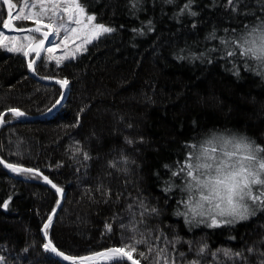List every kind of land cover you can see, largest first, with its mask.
Returning <instances> with one entry per match:
<instances>
[{"label":"trees","instance_id":"obj_1","mask_svg":"<svg viewBox=\"0 0 264 264\" xmlns=\"http://www.w3.org/2000/svg\"><path fill=\"white\" fill-rule=\"evenodd\" d=\"M12 2L15 15L24 0ZM78 2L96 17L95 23L115 31L60 65L42 56L35 74L69 81L63 104L29 121L5 114L0 129V159L37 169L63 189L48 239L71 256L122 247L133 233L121 225L134 218L136 238L140 233L154 238L163 231L168 240L180 241L174 250L167 245L176 264H262L264 209L258 205L264 196L255 204L248 200L256 214L234 225L189 227L176 215L186 211L183 185L198 144L242 133L264 149V77L255 71L259 64L238 51L227 55L264 21L261 0H191L183 12L189 0ZM6 17L0 2V31ZM14 25L27 28L34 23ZM213 33L215 38H210ZM8 35L21 38L18 43H27L23 37L28 35L40 38L34 33ZM62 39L63 34L53 37ZM29 57L0 48V112L17 108L41 115L58 100L59 86L29 75ZM256 155L253 165L264 153ZM252 189L253 195L264 193L262 185ZM58 199L40 176L8 172L0 165L4 264H68L43 248L41 228ZM141 203L149 213L152 208L157 212L142 216ZM106 224L111 232L105 231ZM154 243L166 246L163 240ZM204 246L205 253L198 255Z\"/></svg>","mask_w":264,"mask_h":264},{"label":"snow or ice","instance_id":"obj_2","mask_svg":"<svg viewBox=\"0 0 264 264\" xmlns=\"http://www.w3.org/2000/svg\"><path fill=\"white\" fill-rule=\"evenodd\" d=\"M171 2V0H167ZM232 3V0H229ZM3 4L7 5L9 10V18L4 20L3 27L9 30L27 31L28 33H39L43 39L37 40L35 36L28 35L23 37V40L27 43H18L21 39L19 37H10L3 31H0V48L6 49L8 52L19 53L24 57H29L31 53L35 54L36 59L28 60V68L30 70L35 69L37 60L43 58L47 61L54 60L57 65L62 64L64 61L76 58L78 53L86 51V45L92 43L94 40L99 39L101 36L112 33L115 29L106 27L103 24L95 23L96 17L94 15H87L85 8L80 5L78 0H24V4L19 8L17 14H13L12 9L16 7L12 0H3ZM191 0L185 5V8L181 11L190 8ZM261 7L264 8V0H261ZM190 15L195 16V12H191ZM33 21L35 27L28 29H14V21ZM45 20L49 21L45 23ZM75 24L76 27H72ZM63 34L62 40H53L52 37H59ZM210 38H215V33ZM48 42L50 46L46 47L45 42ZM81 41V43H75L72 51H68L70 42ZM224 43H228L225 41ZM231 43L235 44L233 40ZM11 45V46H9ZM63 48L64 54L57 56L55 53L57 49ZM237 51L240 56L249 57L258 62L259 67L255 69L256 74L264 77V21H261L255 28H252L247 32V38L243 39L239 44L236 51H230L227 53L228 56L237 55ZM181 59L183 57H180ZM252 71L253 69L249 68ZM57 84L62 89L66 88L69 84L67 79L57 80ZM65 93L61 92V100ZM61 100H57L56 104L53 105L55 108L61 103ZM13 116V118L23 117L24 112L17 108H10L7 110ZM83 111V109H81ZM4 113L0 112V126L5 123L3 117ZM76 124H79L77 119ZM76 126V125H73ZM131 142V141H129ZM255 143V142H253ZM237 147L244 149L243 159H240L238 163L240 168L238 172L231 174V192L232 195L228 198V207H221L220 203H216L215 206L209 201L207 209L205 210L204 203H198L196 207H193L192 201H184L186 211L183 213L177 212V216H183L185 223L189 227L198 225H205L210 228L219 227L221 225H234L238 221H245L249 216L255 215L257 208L250 207L247 203L251 200L253 204L256 201L261 200L264 193L259 196L253 195V185L264 186V179L261 178V173H264V160L259 161V168L253 171V162L257 160V153H264V149L260 147L252 148L251 144L246 140L237 142ZM76 151H79L77 148ZM84 159H89L87 153L84 154ZM126 160V158H124ZM247 162V164L245 163ZM0 165L4 168L9 169L11 172L20 173L25 175H31L33 177H39L41 174L37 169L26 168L19 164L7 163L3 159H0ZM114 166V165H113ZM192 167V166H190ZM183 171V170H182ZM177 175L173 173V176ZM192 172H187V177L192 176ZM237 177L240 179L237 180ZM251 177V179H250ZM44 181L56 190L59 195L63 194V189L53 184L47 176L43 177ZM187 183V182H186ZM219 183V181H218ZM100 190V189H98ZM166 192H170L171 189H165ZM237 193H239L238 198ZM202 200L208 201V197H202ZM7 201L4 207H7ZM57 206L60 205L61 201H56ZM131 207V206H130ZM140 208L144 211L141 213L143 216L145 213H149V210L143 203L140 204ZM259 209H264V202L258 205ZM53 214L56 212V208L52 210ZM157 209L152 208L150 213H156ZM149 213V214H150ZM53 215H49L48 222L43 225L44 235L48 236V229L51 226ZM123 229H127L133 233L130 237V242L122 247H112L101 252L91 253L86 256H71L59 251L51 242L48 240L43 245L45 251L55 253L61 257L64 261H69L70 264H97V260H103L110 262V264H142V261L148 262V264H176L175 258L171 256L167 245H171L172 249H175V245L179 243V240L170 241L165 236L164 232L161 231L159 236L152 237V234L145 236L140 233V237L136 238V233L139 232L137 222L133 218L129 225H121ZM111 225H105V231L111 232ZM154 240H163L165 247L160 248L155 246ZM140 247H144L146 251H139ZM206 246L201 247L198 251V255L205 253ZM254 249H249V252ZM226 255L229 253L226 251ZM181 257L183 253L179 254ZM215 255V254H214ZM235 256H242V253L234 254ZM264 258V253L260 254ZM139 257V258H137ZM2 259V258H0ZM192 264H196L193 261ZM264 264V259H262Z\"/></svg>","mask_w":264,"mask_h":264},{"label":"clouds","instance_id":"obj_3","mask_svg":"<svg viewBox=\"0 0 264 264\" xmlns=\"http://www.w3.org/2000/svg\"><path fill=\"white\" fill-rule=\"evenodd\" d=\"M246 140L252 148L259 147L251 138L242 133L233 135H217V137L207 138L193 152L194 162L187 172H195V175L189 176L184 188V195L187 200H191L193 207L198 203L205 204L207 209L209 201L215 206L220 203L221 207H228V198L231 192V174L238 172L240 164L238 153H243L244 149L237 147V142ZM261 160H264L262 155ZM247 164V162H245ZM259 168V163L254 165L253 171ZM264 179V176H261ZM240 178L237 177V180ZM251 179V177H250ZM219 181V183H218ZM239 193H237L238 198ZM202 197H208V201L202 200Z\"/></svg>","mask_w":264,"mask_h":264},{"label":"water","instance_id":"obj_4","mask_svg":"<svg viewBox=\"0 0 264 264\" xmlns=\"http://www.w3.org/2000/svg\"><path fill=\"white\" fill-rule=\"evenodd\" d=\"M0 2L3 4V0H0ZM3 6H4V8H5V10H6V13H7V17H6V20H7V19L9 18V10H8L7 5L3 4ZM12 12H13V11H12ZM28 28H31V27L22 28V29H28ZM14 29H18V28H14ZM2 30H3L5 33H7V34H11V33H28L27 31H17V30H9V29H5L3 26H2ZM36 34H39V33H36ZM39 35H40V34H39ZM40 36H41V35H40ZM52 38H53V37H52ZM45 46H46V47L48 46V42H47V41L45 42ZM32 59H36L35 54H34V56L32 57ZM38 61H39V59L37 60V62H38ZM36 64H37V63H36ZM36 64H35V65H36ZM28 73H29L30 76H32L34 79L38 80V81L41 82V83H44V84H54V85H57V86L60 87V85L56 83V81L59 80V79H53V78H48V77H40V76H38L37 74H35L34 70H30L29 68H28ZM60 88H61V87H60ZM61 92H64L65 95H64L63 99L61 100V94H60L58 100H61V103H60L59 105H57L55 108H53V106H51V108H50L47 112H45V113H43V114H41V115H28V114H25L23 117H19L18 120H26V121L34 120V119H38V118L44 117V116H46V115L52 113L54 110L58 109V108L63 104V102H64V100H65V98H66L67 92H68V86H67L66 88H64V89L61 88ZM55 104H56V102L54 103V105H55ZM3 113H4V114H9L10 112L5 111V112H3ZM0 129H1V126H0ZM1 166L3 167V165H1ZM3 168H4V167H3ZM4 169H6V168H4ZM6 170H7L8 172H11L9 169H6ZM39 173H40V172H39ZM40 174H41V173H40ZM40 177L42 178V182H44L47 186H49L52 190H54V191L56 192V190L51 186V184H48V183H46V182L44 181V179H43L44 175H43V174H41ZM48 179H49V178H48ZM49 180H50V179H49ZM52 183H53V182H52ZM53 184H54V183H53ZM62 195H63V194H62ZM62 195H59V194H58V196H59V200H60V201H62ZM60 204H61V203H60ZM59 207H60V205L56 207V212H55V214L57 213ZM55 214H53V212L51 213V215H53V218H54ZM46 222H48V219H47ZM46 222H45V223H46ZM45 223H44V224H45ZM44 224H43V225H44ZM41 234H42V236L44 237V239L46 240V243H47V241H48L49 239H48V237H45V235H44L43 226H42V228H41ZM106 249H108V248H106ZM106 249H102V250H99V251H96V252H101V251H104V250H106ZM52 253H53V252H52ZM93 253H95V252H93ZM53 254H54V256H56L59 260L65 262V263L70 264L69 261H64V260H62L61 257L57 256L55 253H53ZM90 254H91V253H90ZM90 254H87V255H90ZM83 256H86V255H83ZM97 263H105V261H103V260H97Z\"/></svg>","mask_w":264,"mask_h":264},{"label":"rangeland","instance_id":"obj_5","mask_svg":"<svg viewBox=\"0 0 264 264\" xmlns=\"http://www.w3.org/2000/svg\"><path fill=\"white\" fill-rule=\"evenodd\" d=\"M14 10H16V7H14V8L12 9L13 12H14ZM97 24H98V23H97ZM2 26H3V25H2ZM29 27H35V24H34L33 26H29ZM72 27H76V25H75V24H72ZM14 28H17V27L14 25ZM18 29H22V28H18ZM5 34L8 35L7 33H5ZM34 34H36V33H34ZM38 35H39V34H38ZM8 36H10V37H16V36H12V35H8ZM39 37H40L39 39H43L42 36L39 35ZM39 39H38V40H39ZM52 39H53V38H52ZM75 43H81V41L70 42V43H69V46H68V47H69V48H68V51H72V49H73ZM9 46H11V45H9ZM48 46H50V45L48 44ZM48 46H47V47H48ZM63 54H64V51H60V52H56V53H55V55H57V56H60V55H63ZM43 55H44V54H42V56H43ZM32 56H34V53H31L29 58L32 59V58H31ZM42 56H41V57H42ZM0 264H4V262H3L1 259H0Z\"/></svg>","mask_w":264,"mask_h":264}]
</instances>
